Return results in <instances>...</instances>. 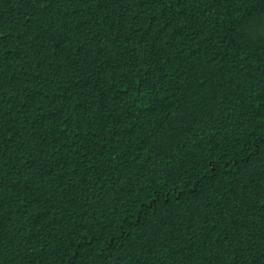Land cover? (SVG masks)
I'll list each match as a JSON object with an SVG mask.
<instances>
[{"label": "snow or ice", "instance_id": "1", "mask_svg": "<svg viewBox=\"0 0 264 264\" xmlns=\"http://www.w3.org/2000/svg\"><path fill=\"white\" fill-rule=\"evenodd\" d=\"M241 3L249 6L245 17L247 22L241 25L235 36L228 35L232 40L230 51L242 60L244 57L238 53H246L256 47L264 51V0H0V250L9 244L4 237L2 223L4 193H15L23 206L20 219L28 221L31 218L34 226L39 227L46 224L49 217L58 219L56 213L62 215V207L66 205L61 202L65 198L69 203H79L80 206L91 203L103 207L111 199V194L126 187L122 177L117 176L113 181L110 173L94 171L92 157L104 155L103 145H107L109 140L100 137L97 142L89 143L93 127L90 117L102 118L95 122L100 128L106 124L113 128L118 125L130 128V121L140 119L147 110L158 112L157 104L164 97H174L177 103L170 112H165L166 119L157 121L138 146L139 152L149 162L162 155L173 140H181L189 128L201 124L214 128L220 121L221 103L225 97L231 98L230 92L238 93L240 99L248 95L245 107L254 115L253 110H259L257 118L264 127V76L261 77L262 91H249L251 85L245 80L225 74L233 68L232 63L215 54H210L207 61L197 60L195 66L185 68L183 76L175 68L172 71L176 75L168 72L175 40L170 33L187 27L199 35L207 31L212 14L220 15L218 7H239ZM6 6L16 9L20 15H15V12L5 15ZM133 8L136 11L130 12ZM146 12H151V17L149 23L144 24L140 21ZM6 75L9 77L7 82ZM170 81L171 87L168 86ZM162 83L164 97L160 95ZM53 84L55 90L50 102L49 93L44 88ZM17 86L23 92V98L19 100L23 108L20 113L23 123L19 124V132L14 133L16 117L9 111L11 104L7 95ZM70 101H75V107L69 106L67 102ZM33 106L43 121L51 125L47 129L49 135L56 136L58 143L72 144L75 154L81 158L79 164L69 162L65 165L56 158L49 161L37 151L44 137L36 140L29 132L34 154L21 161L22 167H12L15 164L12 153L24 147V133L29 128L33 132L40 130L37 125H41V121L33 115ZM75 112L79 115H74ZM121 114L128 120L120 118ZM110 117L117 119L110 120ZM241 119H244L243 114ZM53 128H58V132H53ZM116 135H119L118 130ZM116 147H119L118 143ZM208 147L212 145L209 143ZM225 149H234L231 158L237 160L232 168L235 180L245 171V165H252L255 161L264 164V133L259 138L252 137L251 142L235 139L233 144H217L220 156L227 155ZM241 152L247 160L239 156ZM189 167L197 173L190 177L192 194L197 199L205 193L206 187L210 189L212 183L219 185L220 177L226 174L225 165L214 159L211 153ZM201 167L203 175L199 172ZM260 171L264 174V168ZM187 175L189 173L185 169L184 175L177 176L172 182V188L180 195L187 194V188H177V183ZM259 184L257 189L256 181L249 173L247 188L238 182L233 184V191L228 193L230 199L218 209L210 207L213 214L204 221L212 232L219 227L229 237L223 243L232 249L233 262L239 259L241 264H264V237L256 241L252 235L245 234L249 231L246 225H253L257 218L264 223V179ZM150 199L153 203L159 202L156 196H150ZM143 203L145 207H151L146 201ZM180 203L176 197L175 204ZM224 204L228 205L227 209H224ZM221 210L230 216L227 222L217 220ZM154 219L145 217L143 232L151 233ZM16 227L19 231L13 234L12 239L18 242L20 251L17 254L20 255L31 241L39 239V234L30 230L25 239L23 224L17 223ZM250 231L255 233L254 225ZM261 232H264V227ZM69 233L77 236L76 242L80 245L71 253L76 264L108 258L114 249L119 250L128 244L127 240L117 243L118 236L107 234V230L105 233L86 232L81 227L69 229L63 235L67 237ZM20 241H23L22 247ZM97 244L98 248L94 246ZM134 247V244H129L130 250ZM173 255L178 256L179 253L173 250ZM223 255L228 253L224 251ZM193 258L191 255L183 257L186 260ZM221 259V249L207 255L200 254L201 264H220ZM0 264H3L2 260Z\"/></svg>", "mask_w": 264, "mask_h": 264}, {"label": "trees", "instance_id": "2", "mask_svg": "<svg viewBox=\"0 0 264 264\" xmlns=\"http://www.w3.org/2000/svg\"><path fill=\"white\" fill-rule=\"evenodd\" d=\"M8 12H15L19 16L20 12L11 6H6ZM248 5L241 3L239 7L229 5L227 7H218L219 16L212 14V18L207 25V31L197 35L185 27L184 30L177 29V33H170L175 37L174 47L169 60L171 66L168 69L170 75H176L172 69H177L183 76L184 69L195 66L197 60L207 61L210 54L224 56L226 62H230L233 68L228 70L229 73L237 79H243L247 84L251 85L249 91L255 90L261 92V77L264 76V51L259 47L248 50L246 53H238V56L244 58L238 59L233 56L229 46L232 36L236 35V31L240 29L242 24L247 21L245 19L248 11ZM136 11L135 8L130 12ZM159 14V13H157ZM151 12L141 18L142 23H149ZM11 19V17H9ZM200 20V17H196ZM27 23V21H25ZM223 50L222 52L220 50ZM49 51H51L49 49ZM203 53V56H201ZM12 64L8 65L10 71ZM15 78V75L12 77ZM9 77L5 76L7 82ZM179 76L177 77V82ZM172 82H169L171 87ZM161 96L164 97V84H161ZM49 93L51 102L55 85L51 87L47 85L44 88ZM177 95H179L177 93ZM231 98L225 97L221 103L222 111L220 112V121L214 128H210L207 124H201L199 127L189 128L183 135L181 140H173L172 145L160 156L155 157L151 162L145 160L144 154L139 152V145L143 143L142 137H146L149 130L157 121L166 119L165 112H170L172 106L177 103L174 97H164L158 102L159 111L147 110L146 113L140 115V119L130 121L131 127L118 125L113 128L111 124H106L104 128L96 126V120L101 117H90L93 127L90 130L92 140L89 143H95L100 137L109 140L107 145H103L104 155L92 157V167L94 171L107 172L112 176L113 181L117 176L122 177L124 189L117 193L111 194V199L105 202V206L96 207L91 203H85L80 206L79 203H69L65 198L61 204L62 215L56 213L59 218L49 217L48 222L39 227L34 226V222L29 218L28 221L20 219V213L23 206L15 193L9 195L7 192L4 196L3 208V228L4 237L9 240V244L0 250V260L3 264H76L71 253L74 249H79L80 245L76 242L77 236L68 234L63 235L69 229L83 227L86 232H101L118 236L117 243L120 240H127L119 250H113L109 253V257L105 259H91L87 264H201L200 254L207 255L209 252H215L221 249L222 259L220 264H241L237 259L233 262L231 256L232 249L223 243L229 239L223 231L217 227L212 232L211 227L204 223L208 216L213 213L209 208L218 209L225 200H229L228 193L233 191V184L237 182L243 184L245 188L248 186L249 173L252 179L256 181V188L260 187L259 181L264 179V174L260 169L264 168V164L259 161L253 162L252 165H245V171L233 180L232 168L237 164L236 159H232L234 149H225L226 156H220L217 151V144H233L235 139L240 141L251 142L252 137L259 138L264 133L260 120L257 118L259 110L248 112L245 105L248 102V95L240 99L238 93L230 92ZM23 98V92L19 86L15 87V91H9L7 100L11 104L9 111L13 112L16 117L13 123V132H19V124L23 123V116L20 113L23 108L19 105V100ZM239 100V103L237 101ZM70 107H75V101L67 102ZM33 115L37 120L41 121V125H37L39 132H33L28 129L24 133L23 145L21 149L12 153L15 160L14 168L22 167L21 161H25L32 153L31 149L34 143L28 133L31 132L32 137L39 140L44 137L43 143L37 148V151L45 155V158L51 161L53 158L59 160L60 163L72 165L80 163L81 158L75 154V150L71 143H58L57 137L49 135L47 129L51 128L43 118L38 115V110L33 106ZM67 115V113H65ZM243 114L244 119H241ZM74 115L78 116L79 112ZM132 115V114H130ZM122 119L128 120L121 114ZM31 122V117L28 118ZM117 117H110V120ZM35 123V122H32ZM243 129V132L240 131ZM117 130L119 135H116ZM53 132H58V128H53ZM201 137L203 139H201ZM211 138V139H209ZM74 139V138H72ZM79 143V141H76ZM119 147H116V145ZM212 147L209 148L208 144ZM237 147L239 145H236ZM139 153V155H138ZM209 153L214 159L226 167V174L220 177V184L212 183L206 187L205 193L197 199L192 194L191 176L197 173L190 168L189 165H195L199 158L207 157ZM50 154V155H49ZM247 160V156L243 152L239 154ZM237 157V159L239 158ZM133 157H137L136 160ZM115 165V167H113ZM187 169L189 175L184 176L183 180L177 183V188H187V194L180 193L172 188V182L176 181L177 176H183L184 170ZM220 171L219 169L217 170ZM237 171H240L237 168ZM203 175V168L199 170ZM99 178V177H98ZM185 181H188L187 185ZM150 196H156L158 201L153 203ZM179 197L181 203L175 204V198ZM83 200V197H81ZM147 202L151 207H145L143 202ZM228 205L224 204V209ZM139 209V211H137ZM34 215V213H32ZM145 217H155L151 233L142 231L143 220ZM230 216L221 214L217 216V220L227 222ZM250 219V217H249ZM138 221L140 223H138ZM17 223L23 224V236L27 239V233L30 230L39 234V239L31 241L25 252L20 251L18 242L13 240V234L19 229ZM91 225V228L87 226ZM255 226V233H251L250 229ZM253 225H246L249 229L246 235H252L253 240L258 241L259 237H264L261 228L264 227L258 218L253 221ZM210 233V234H209ZM62 241L63 243H57ZM71 241V243H69ZM23 246V241L19 242ZM129 244H134L133 250L129 249ZM55 245V249L53 248ZM99 247V245H94ZM195 251H190V250ZM173 250L179 255H173ZM226 251L228 255H223ZM256 252H259V244L257 242ZM191 255L193 259H183V257ZM170 257V259H169Z\"/></svg>", "mask_w": 264, "mask_h": 264}]
</instances>
